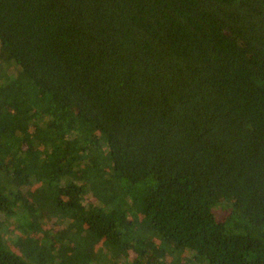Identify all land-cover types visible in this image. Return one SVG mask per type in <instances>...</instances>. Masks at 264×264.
Returning <instances> with one entry per match:
<instances>
[{
  "label": "trees",
  "instance_id": "16d2710c",
  "mask_svg": "<svg viewBox=\"0 0 264 264\" xmlns=\"http://www.w3.org/2000/svg\"><path fill=\"white\" fill-rule=\"evenodd\" d=\"M0 214V264H264V0H0Z\"/></svg>",
  "mask_w": 264,
  "mask_h": 264
},
{
  "label": "rangeland",
  "instance_id": "374dc122",
  "mask_svg": "<svg viewBox=\"0 0 264 264\" xmlns=\"http://www.w3.org/2000/svg\"><path fill=\"white\" fill-rule=\"evenodd\" d=\"M216 211H217V216L219 218H222V216L224 215V212H223L224 207H218V208H216ZM0 217L2 219L5 218V216L3 214H0ZM0 222H2V221H0ZM14 226H15L14 220L11 219L9 221L10 230L11 229L13 230ZM57 227L59 228V225L54 224V222H48V224L45 225V232L32 234V236L36 237L37 239H41V238H45V237H51L53 232L55 231V229ZM14 249L19 251V248L15 247V246H14Z\"/></svg>",
  "mask_w": 264,
  "mask_h": 264
}]
</instances>
